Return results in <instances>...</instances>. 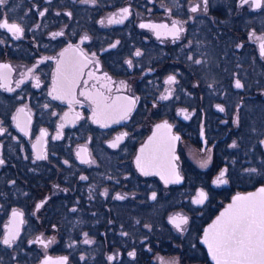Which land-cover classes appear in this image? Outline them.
<instances>
[{
  "label": "flooded vegetation",
  "instance_id": "obj_1",
  "mask_svg": "<svg viewBox=\"0 0 264 264\" xmlns=\"http://www.w3.org/2000/svg\"><path fill=\"white\" fill-rule=\"evenodd\" d=\"M4 20L0 264H216L209 226L264 187V0H5Z\"/></svg>",
  "mask_w": 264,
  "mask_h": 264
},
{
  "label": "snow or ice",
  "instance_id": "obj_2",
  "mask_svg": "<svg viewBox=\"0 0 264 264\" xmlns=\"http://www.w3.org/2000/svg\"><path fill=\"white\" fill-rule=\"evenodd\" d=\"M85 2L95 3V0H85ZM249 0H241L242 4L248 3ZM253 6L259 8L261 6V0H252ZM5 0H0V5L4 4ZM204 3H207V0H204ZM197 8L194 7L192 11H196ZM121 13L125 16L129 13L128 8L121 9ZM43 15V12L40 13ZM71 15V13H69ZM115 21L113 18H109V23L122 22ZM103 23V21H101ZM141 27H164L166 25H141ZM0 28H5L9 32H12L13 35L23 34V29L17 24H10L7 20L0 22ZM183 29L177 27V24L172 25L170 34L174 37H178L179 33ZM62 35V33H60ZM57 35V34H54ZM84 39H88L87 36ZM115 45H113L114 47ZM71 48V46H70ZM261 50L264 52V43L261 44ZM66 52L68 49L65 50ZM137 56L140 55V52L136 53ZM200 61H196L199 63ZM131 63V61H129ZM4 67H8L5 65ZM58 72H61V69H58ZM70 69H64V78L65 86L68 93L71 92L72 79L69 75ZM6 79V77H0ZM175 81V76L168 77V83H173ZM38 86V82H37ZM236 87L240 88L243 85L239 80L236 81ZM127 99V98H126ZM162 99H167V97H162ZM134 100H129V104L133 105ZM98 109L100 107L99 102L97 104ZM220 107V106H218ZM221 111L224 109L221 107ZM22 111V110H21ZM130 111V107L125 109L120 113V118L124 119L127 116V112ZM99 122V120L97 121ZM158 128H170V125L167 123L163 125H158ZM58 138V137H57ZM123 137H117V141ZM172 141L178 140L179 137H171ZM116 143H113L112 147H116ZM143 149L141 152L143 153ZM84 162H89L85 160ZM4 161L0 160V164H3ZM137 166L140 167V170L144 172L145 175L148 174L146 171L145 162L142 157L137 158ZM251 171H255L254 169ZM225 172L220 173L216 183H227L223 179ZM81 179H87L86 177H81ZM180 177L176 176V181L179 182ZM168 181L166 180V183ZM106 194V193H105ZM123 199V196L118 197ZM206 193L201 191L199 193V198L196 200V203H203L206 199ZM153 199H155V193H153ZM37 207H40L38 205ZM18 215V213H13V216ZM172 223L176 225L179 229L182 224L187 223V218H172ZM15 239V234L10 232L9 236L3 240L4 244H11ZM41 243H45L43 240ZM86 243H91V241H85ZM205 243L208 244L209 250L212 252L213 259L216 260V264H264V187L258 190V193H250L247 196H237L234 198V203L228 206V209L225 213H222L217 220L209 226V230L205 233ZM134 255V254H130Z\"/></svg>",
  "mask_w": 264,
  "mask_h": 264
},
{
  "label": "water",
  "instance_id": "obj_3",
  "mask_svg": "<svg viewBox=\"0 0 264 264\" xmlns=\"http://www.w3.org/2000/svg\"><path fill=\"white\" fill-rule=\"evenodd\" d=\"M258 193V192H257Z\"/></svg>",
  "mask_w": 264,
  "mask_h": 264
}]
</instances>
